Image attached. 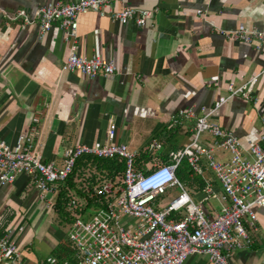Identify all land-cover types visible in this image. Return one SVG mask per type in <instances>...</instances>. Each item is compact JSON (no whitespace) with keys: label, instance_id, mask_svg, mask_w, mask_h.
I'll return each mask as SVG.
<instances>
[{"label":"crops","instance_id":"1","mask_svg":"<svg viewBox=\"0 0 264 264\" xmlns=\"http://www.w3.org/2000/svg\"><path fill=\"white\" fill-rule=\"evenodd\" d=\"M54 1L0 0V140L13 146L26 135L43 162L61 167L66 148L105 143L113 124L114 143L125 144L135 158L151 157L135 165L144 169L154 158L165 162L170 153L189 144L201 107L211 108L227 94L229 84L238 87L258 75L252 99L232 98L210 122L231 131L247 157L250 146L260 143L264 48L225 39L220 32L239 25L264 29V0H125L130 7L153 11L145 26L87 13L78 18L73 43L64 40L56 24L42 37L36 22L8 21L3 13L13 16L23 9L34 21L38 10ZM71 44L80 56L112 60L116 73L87 79L62 72ZM203 140L207 145L212 138L207 134ZM156 141L161 147L151 149ZM223 153L214 155L227 160ZM200 165L203 185H184L198 204L207 183L220 191L205 159ZM173 190L178 193L169 190L162 205ZM57 196L55 185L47 202L40 201L33 180L24 175L0 185L1 234L16 242L22 264L51 262L58 247L69 243L54 212ZM201 205L208 218L219 212L216 200ZM256 213L253 246L232 252L229 264H264V207ZM124 224L132 227L134 221L125 219ZM184 264L211 263L207 255L196 254Z\"/></svg>","mask_w":264,"mask_h":264},{"label":"built area","instance_id":"2","mask_svg":"<svg viewBox=\"0 0 264 264\" xmlns=\"http://www.w3.org/2000/svg\"><path fill=\"white\" fill-rule=\"evenodd\" d=\"M117 3L122 6L115 8ZM3 13L8 21L36 22L42 37L56 24L67 43L76 40L78 18L87 13L136 27L145 26L153 15L152 10L130 7L125 0L48 2L38 10L34 21L29 20L23 9H18L13 16ZM220 35L257 49L264 48V29L239 25L236 29L221 31ZM116 70L112 60L97 55L80 56L72 44L61 67L64 73H78L87 79L108 77ZM213 79L216 81L217 77ZM257 80L258 75L238 87L229 84L227 94L211 108L199 109L192 141L170 153L167 161L154 158L144 169H136V154L125 144L113 142L116 130L113 124L108 128L105 143L66 148L61 167L43 162L32 150L26 135H20L13 146L0 140V185L14 183L19 175L27 176L33 180L39 200L46 203L47 194L55 185L65 182L80 157L122 159L125 169L119 194L116 195L112 184H104L96 193L112 197L107 208L98 210L86 222L77 217L70 226L67 240L78 252L81 264H184L196 254L207 255L211 264H229L232 252L253 246V234L258 231L256 209L264 207V128L260 143L250 146L247 157L239 139L231 131L210 122V118L236 96L252 99ZM187 115H192V111ZM261 121L264 127V115ZM203 134L212 138L211 143L206 145ZM160 147L157 141L150 145L151 149ZM216 151L228 152L229 158L216 159ZM202 159L220 186L219 192L209 183L204 188L201 204L216 200L219 205L218 214L212 218L206 216L201 204L193 201L176 176L178 166L186 160L192 173L202 177ZM172 189L178 191L177 195L162 205L161 198ZM74 204L72 201L71 205ZM173 213H181L182 218H172ZM125 219L134 221L133 226H126ZM21 258L16 242L1 234L0 224V264H22Z\"/></svg>","mask_w":264,"mask_h":264},{"label":"trees","instance_id":"3","mask_svg":"<svg viewBox=\"0 0 264 264\" xmlns=\"http://www.w3.org/2000/svg\"><path fill=\"white\" fill-rule=\"evenodd\" d=\"M141 160L142 163H146L151 160V157L135 158V165L140 166ZM124 169L125 161L119 158L80 157L65 182L57 185L58 196L54 203V212L58 216L59 224L71 226L77 217L86 215L89 210L97 212L102 208H107L112 197L99 196L96 192L104 184L110 183L118 195V189L122 186ZM176 176L184 185L196 182L203 185L199 176L194 177L186 160L178 166ZM72 201L75 202L74 205H71ZM171 217L180 219L182 214L173 213ZM53 254L54 263L49 261L44 264H81L82 262L78 252L69 243L59 246Z\"/></svg>","mask_w":264,"mask_h":264},{"label":"rangeland","instance_id":"4","mask_svg":"<svg viewBox=\"0 0 264 264\" xmlns=\"http://www.w3.org/2000/svg\"><path fill=\"white\" fill-rule=\"evenodd\" d=\"M206 135H207V134H203V137H205ZM192 139H193V137L190 136L189 141L191 142ZM190 142H189V143H190ZM222 155H225L226 157L229 158V153H228V152H224ZM173 192H175L173 196L177 195V193H176L175 190H173ZM173 196H169V197L165 198V203H168V202L170 201L171 197H173ZM95 213H97V212L92 211V210H89V211L87 212L86 215L81 216V217H79V218H81L82 221L86 222V221H88L89 219H91V218L95 215ZM62 228H63L62 231H63L64 233H67V235H68V232H69L70 226H69L68 224H64V225L62 226Z\"/></svg>","mask_w":264,"mask_h":264}]
</instances>
